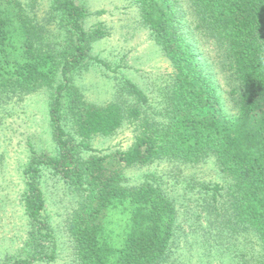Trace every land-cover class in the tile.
<instances>
[{
    "label": "trees",
    "instance_id": "1",
    "mask_svg": "<svg viewBox=\"0 0 264 264\" xmlns=\"http://www.w3.org/2000/svg\"><path fill=\"white\" fill-rule=\"evenodd\" d=\"M135 2L175 68L165 97L169 120L158 125L144 118L132 148L91 157L77 166L76 148L64 127L65 107L84 139L113 135L127 118L115 102L87 103L72 83L71 74L89 58L91 43L104 36L102 24L87 29L90 12L75 0H51L44 16L37 13L35 0H0V95L28 94L44 86L55 90L49 117L59 155L32 149L24 169L32 223L38 235L52 237L42 218L45 199L39 186L41 168L46 167L88 192L73 218L82 264H165L179 237L174 201L152 182L127 186L123 172L158 156L194 163L213 157L230 183L203 186L213 195L212 224L219 229L208 249L222 257L221 264H264V0H187L188 12L179 0ZM186 36L212 41L217 65L230 86V109L212 72L206 74L198 61L195 41L187 42ZM93 60L107 65L98 57ZM59 74L62 81L54 85ZM127 86L147 103L135 83L128 81ZM129 112L140 116L137 108ZM220 193L225 196L221 205ZM244 243L253 244L250 255ZM256 247L258 254L252 251ZM40 258L53 260L55 249ZM30 262L16 259L12 264Z\"/></svg>",
    "mask_w": 264,
    "mask_h": 264
},
{
    "label": "rangeland",
    "instance_id": "2",
    "mask_svg": "<svg viewBox=\"0 0 264 264\" xmlns=\"http://www.w3.org/2000/svg\"><path fill=\"white\" fill-rule=\"evenodd\" d=\"M22 1L30 3L33 0ZM35 1L37 13L44 16L51 0ZM75 1L90 12L85 27L91 29L101 23L105 34L91 43L89 58L71 74L72 83L87 103L104 106L115 102L124 108L127 117L113 135L84 139L77 131L74 116L68 114L65 107L64 127L75 145L79 166L91 157L132 148L142 134L144 118L158 125L167 124L165 97L175 68L170 56L152 35L144 20L142 6L135 0ZM179 5L188 12L187 0H179ZM97 11L103 12L98 14ZM186 21H192L191 14ZM186 40L189 43L195 41L198 61L206 74L212 72L210 76L230 109L232 103L227 99L230 86L217 65L212 41L196 37L190 40V36ZM93 57L107 65L94 61ZM61 81L59 74L54 85ZM128 81L144 91L147 103L139 101L130 92ZM54 92V86H44L28 94L0 95V264H12L16 259H27L31 261L29 264H82L76 252L73 218L88 192L77 187L70 178L41 168L39 186L45 199L42 218L49 224L52 234L48 238L38 235L25 202L24 169L32 149L40 155H59L49 117ZM130 108L139 109L140 116L133 117L128 113ZM123 176L127 186L152 182L174 201L179 237L171 260L165 264H180V261L183 264H221L222 257L208 249L209 243L214 244L219 229L212 224L216 219L210 210L213 195L205 192L203 186L227 187L230 179L220 171L213 157L194 163L178 157L158 156L150 163L127 167ZM221 193L218 197L220 205L225 197ZM250 245L253 246L251 243L242 246L248 255ZM53 249V260L40 258ZM258 249L252 251L258 254Z\"/></svg>",
    "mask_w": 264,
    "mask_h": 264
}]
</instances>
